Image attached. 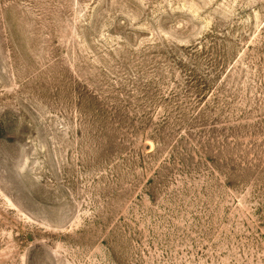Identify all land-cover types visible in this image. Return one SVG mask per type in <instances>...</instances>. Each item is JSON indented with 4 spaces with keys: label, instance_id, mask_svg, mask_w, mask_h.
<instances>
[{
    "label": "rangeland",
    "instance_id": "374dc122",
    "mask_svg": "<svg viewBox=\"0 0 264 264\" xmlns=\"http://www.w3.org/2000/svg\"><path fill=\"white\" fill-rule=\"evenodd\" d=\"M0 264H264V0H0Z\"/></svg>",
    "mask_w": 264,
    "mask_h": 264
}]
</instances>
